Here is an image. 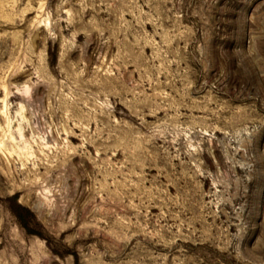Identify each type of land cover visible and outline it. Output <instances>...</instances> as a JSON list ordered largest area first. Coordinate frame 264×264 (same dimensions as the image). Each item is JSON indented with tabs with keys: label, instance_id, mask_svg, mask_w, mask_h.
<instances>
[{
	"label": "rangeland",
	"instance_id": "obj_1",
	"mask_svg": "<svg viewBox=\"0 0 264 264\" xmlns=\"http://www.w3.org/2000/svg\"><path fill=\"white\" fill-rule=\"evenodd\" d=\"M0 264H264V0H0Z\"/></svg>",
	"mask_w": 264,
	"mask_h": 264
}]
</instances>
